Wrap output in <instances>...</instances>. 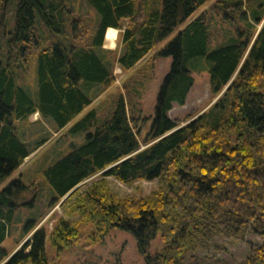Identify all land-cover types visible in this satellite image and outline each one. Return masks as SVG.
<instances>
[{
	"label": "trees",
	"instance_id": "16d2710c",
	"mask_svg": "<svg viewBox=\"0 0 264 264\" xmlns=\"http://www.w3.org/2000/svg\"><path fill=\"white\" fill-rule=\"evenodd\" d=\"M69 1H17L8 41L14 55L0 58V184L48 139L32 147L18 121L36 112L61 129L114 82L112 61L98 53L108 28L118 29L121 49L110 52L123 72L145 57H171L169 70L141 141L124 89L109 116L98 120L91 108L69 127L84 140L42 169L39 187L18 177L0 189V243L18 208L33 207L43 185L52 193L48 207L59 203L62 213L49 232L38 226L42 216L28 220L26 240L10 253L0 246V264H48L46 239L63 249L86 222L101 234L110 227L131 232L145 264H264V0H214L194 17L208 0H87L99 15L94 26ZM31 58L35 99L20 83ZM203 63L214 102L178 124L167 112L184 103ZM93 85L100 89L90 92ZM109 177L126 185L156 179V187L120 196ZM248 232L263 239L240 260L199 254L217 236ZM157 235L161 245L148 252Z\"/></svg>",
	"mask_w": 264,
	"mask_h": 264
},
{
	"label": "rangeland",
	"instance_id": "374dc122",
	"mask_svg": "<svg viewBox=\"0 0 264 264\" xmlns=\"http://www.w3.org/2000/svg\"><path fill=\"white\" fill-rule=\"evenodd\" d=\"M18 0H0V58H5L7 53L14 55L12 46L8 41L11 38V30L14 26V11ZM158 3L159 0H152ZM261 0H256L260 2ZM73 10L84 16L90 26H94L99 15L94 7L87 0H70ZM214 0H208L195 14L196 16L202 9L211 7ZM218 18V17H217ZM184 25L176 27L166 38H164L156 48L162 46L168 39L172 38L176 31ZM118 31V30H117ZM118 33V32H117ZM216 41L220 40L222 35H215ZM105 37V35H104ZM103 47L98 53L102 57H108L113 64L114 82L101 90L92 103L78 113L67 125L61 129H56L51 117L39 116L36 112L31 114L27 120L18 121L16 127L20 132L21 138L30 143L33 147L35 142L47 137L48 139L27 155L22 163L15 169L1 184L0 189L5 186L12 178H21L25 183L36 182L38 187L42 183L38 177L42 169L53 162L56 158L66 153L72 145H78L84 140V134L81 132L71 133L69 127L77 121L89 109L95 110L98 120L109 116L114 106L115 98L120 91L131 90V101L134 102V115L140 119L139 140L141 141L148 130L153 114V104L156 98L158 87L169 70L171 57H160L148 60L145 57L135 64L129 71L123 72L113 61V55L110 51L118 54L121 49L120 38L116 34V39L111 47L106 41H103ZM212 47L209 46L208 50ZM148 60V61H147ZM110 61V64H111ZM109 64V62H108ZM200 70H193V84L182 105L174 104L167 112L168 116L178 124L185 123L190 116H194L204 111L214 102V97L209 92L208 73L206 65H200ZM21 85L27 90L28 94L36 98V63L34 58L30 59L28 72L22 79ZM80 86L84 89L85 82L81 81ZM100 86L93 85L89 87L90 92H97ZM129 106V105H128ZM35 145V144H34ZM144 146V145H142ZM91 178H96L91 177ZM110 185L118 195H128L131 197H140L147 194L156 187V179L137 180L131 184H123L112 177H109ZM88 181V179H86ZM78 186V185H77ZM38 191V192H37ZM37 197L33 207L21 206L16 211L13 218L9 234L0 243L4 253H10L22 243L28 235L24 236V227L28 220L42 216L38 226L44 225L47 232L53 226L55 220L62 214L59 203L49 208L47 203L51 197V190L43 185L40 190H36ZM61 202V200L59 201ZM80 237L72 245L57 250L52 246L48 239L45 241V253L48 264H145L144 254L138 252L134 236L131 232L120 228L110 227L103 234L95 230L92 222H86L79 228ZM263 237L248 232L243 239L228 237L224 235L217 236L212 245L207 249L199 251L200 255L221 256L228 261H236L247 255L251 247L259 244ZM161 245L159 235L150 243L148 252H153Z\"/></svg>",
	"mask_w": 264,
	"mask_h": 264
},
{
	"label": "bare ground",
	"instance_id": "6f19581e",
	"mask_svg": "<svg viewBox=\"0 0 264 264\" xmlns=\"http://www.w3.org/2000/svg\"><path fill=\"white\" fill-rule=\"evenodd\" d=\"M116 29L112 28V29H108L105 33V37H104V41L106 42H113L114 38H115V31Z\"/></svg>",
	"mask_w": 264,
	"mask_h": 264
},
{
	"label": "crops",
	"instance_id": "0c3cea01",
	"mask_svg": "<svg viewBox=\"0 0 264 264\" xmlns=\"http://www.w3.org/2000/svg\"><path fill=\"white\" fill-rule=\"evenodd\" d=\"M108 29H112V28H108ZM108 29H107V30H108ZM107 30H106V31H107ZM117 30H118V29H116V30L114 31V32H115V38H114V40L116 39V34H117V32H118ZM105 34H106V33H105ZM104 40H105V39H103V41H104ZM107 43H108L109 47H111V46L113 45L114 41H113V42H107ZM103 44H104V42H103ZM103 44H102V48H104V47H103ZM101 50H102V49H101ZM143 59H144V58H143ZM143 59H141V60H143ZM137 63H138V62H137ZM137 63H136V64H137Z\"/></svg>",
	"mask_w": 264,
	"mask_h": 264
},
{
	"label": "water",
	"instance_id": "95a60500",
	"mask_svg": "<svg viewBox=\"0 0 264 264\" xmlns=\"http://www.w3.org/2000/svg\"><path fill=\"white\" fill-rule=\"evenodd\" d=\"M74 188H76V186L73 187L70 191H68V192L66 193V195H65L63 198H65V197H66V196H67V195H68V194H69ZM63 198H62V199H63ZM62 199H61V200H62Z\"/></svg>",
	"mask_w": 264,
	"mask_h": 264
}]
</instances>
